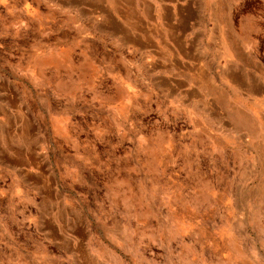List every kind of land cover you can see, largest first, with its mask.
Instances as JSON below:
<instances>
[{
  "label": "rangeland",
  "instance_id": "rangeland-1",
  "mask_svg": "<svg viewBox=\"0 0 264 264\" xmlns=\"http://www.w3.org/2000/svg\"><path fill=\"white\" fill-rule=\"evenodd\" d=\"M86 1L0 0V264H264V120L224 135Z\"/></svg>",
  "mask_w": 264,
  "mask_h": 264
},
{
  "label": "crops",
  "instance_id": "crops-1",
  "mask_svg": "<svg viewBox=\"0 0 264 264\" xmlns=\"http://www.w3.org/2000/svg\"><path fill=\"white\" fill-rule=\"evenodd\" d=\"M85 5L104 15L103 26L122 37L123 54L142 61L156 86L200 109L224 135L249 136L238 121L264 120V0Z\"/></svg>",
  "mask_w": 264,
  "mask_h": 264
}]
</instances>
